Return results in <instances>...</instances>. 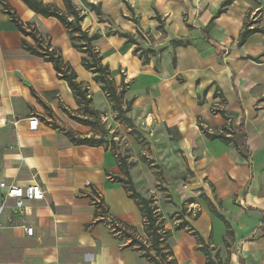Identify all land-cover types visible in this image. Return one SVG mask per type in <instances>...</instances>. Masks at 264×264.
I'll use <instances>...</instances> for the list:
<instances>
[{
    "label": "crops",
    "instance_id": "crops-1",
    "mask_svg": "<svg viewBox=\"0 0 264 264\" xmlns=\"http://www.w3.org/2000/svg\"><path fill=\"white\" fill-rule=\"evenodd\" d=\"M41 1L66 11L65 0ZM72 1L83 14V27L99 34L96 49L115 82L126 84L137 121L147 115L155 134L180 146L193 175L177 190L196 194L201 210L185 219L213 256L218 253L217 264H264V32L239 44L246 23L264 29V0H234L220 14L224 0ZM4 2L97 92L94 73L83 66V53L57 17L23 0H0V179L38 181L44 190L43 199L27 201L21 212L13 199L5 201L0 264H150L116 229L143 227L144 221L125 184L113 178L122 171L118 157L111 146L75 144L66 134L97 135L72 118L82 111L71 88L51 62L22 45L24 37L35 41L4 12ZM90 3L100 4L102 19ZM115 31L134 34L136 43ZM174 39L185 43L173 44ZM137 44L155 51L147 63L135 51ZM31 116L39 119L35 130L29 128ZM201 125L211 132L227 126L232 141L210 139ZM100 200L104 216L96 215ZM25 226L34 233L28 235ZM166 227L177 264H208L194 234L174 230L172 223Z\"/></svg>",
    "mask_w": 264,
    "mask_h": 264
},
{
    "label": "trees",
    "instance_id": "trees-1",
    "mask_svg": "<svg viewBox=\"0 0 264 264\" xmlns=\"http://www.w3.org/2000/svg\"><path fill=\"white\" fill-rule=\"evenodd\" d=\"M28 7L34 11L44 15V16H55L57 17L64 26L68 29L70 37L72 39L73 46L77 48L82 55V64L83 66L94 73L93 78L101 82V88L105 91L110 99L119 101L123 97L125 92V83L122 82L121 87L119 88L116 85L115 79L112 76L110 67L108 64L103 62L102 54L96 49L94 41L99 37L98 33H89L82 25L83 14L73 3L72 0H65L66 11L60 10L58 7L50 4H46L41 0H23ZM234 0H224L218 10V14L226 11L229 4ZM4 12L10 15L11 20L17 26V28L23 33L24 36H31L35 43L32 44L24 38H22V45L28 49L30 52L42 56L46 61L51 62L54 70L56 71L57 76L60 79L65 80L69 87L71 88L74 96L77 99V102L82 111L81 115H72L79 123L94 126V115H98V111L91 106V98L89 96L90 92L86 84L78 79V73L73 68V66L66 62L61 52L58 48H54L50 45L48 41L38 32V30L31 26L25 24L21 18L17 15L15 10L7 3H3ZM90 8L96 10L100 19H102V10L100 4L90 3ZM256 31H263L264 29L259 27H251L249 23H246L244 29L240 33L239 44H242L250 34ZM121 36L126 37L128 42L136 43V38L134 34L129 32L115 31ZM110 33V31H108ZM173 44H184L185 41L181 39L172 40ZM135 51L142 53L144 55L143 63L149 61V52L155 53L152 49H144L137 44ZM131 100L129 101V104ZM130 107V106H129ZM128 107V108H129ZM117 109L122 110L120 104L116 107ZM127 110V109H126ZM224 113V112H223ZM121 116V115H120ZM58 126V125H54ZM201 129L207 137L210 139L220 138L225 142L232 141V131L224 126L219 131L211 132L201 125ZM107 132V131H104ZM66 134L70 137L72 142L75 144H86L91 146H107V137L106 134L92 135V136H81L75 134L72 130H66ZM112 149L114 150L116 156L118 157L119 166L123 170L125 176L114 175L111 176L116 181H121L125 184L126 189L129 192V196L133 197L137 203L140 205V208L144 217L145 233L150 239V246H146L145 243H140L137 239L131 238V246H137L136 248L142 252V255L150 264H177V261L174 257V251L172 245L169 242V238L172 235V230L164 226L162 220H160V213L157 212V206L151 204V200L147 197L141 195L135 188L133 178L130 173V163L128 162V156L122 154L120 147L115 141L111 138L109 141ZM96 215L97 213L101 216L107 213L106 208L104 207L102 200L96 201ZM212 210L225 219L218 211L211 205ZM228 230L231 231L229 223L225 220ZM116 227V226H115ZM185 228L192 234H194L198 240L199 246L198 249H201L206 257V262L208 264H217L218 253L215 256L212 254V248L209 247V244L201 237L199 232L185 219H181L178 223L174 225V230H179ZM117 230H121L122 227H116ZM138 242V243H137ZM154 250L152 252L151 250Z\"/></svg>",
    "mask_w": 264,
    "mask_h": 264
},
{
    "label": "rangeland",
    "instance_id": "rangeland-1",
    "mask_svg": "<svg viewBox=\"0 0 264 264\" xmlns=\"http://www.w3.org/2000/svg\"><path fill=\"white\" fill-rule=\"evenodd\" d=\"M94 82L97 92L89 88V92L94 95V98H91V105L99 114L94 115L93 131L97 135L106 134L107 146H111L109 144L111 138L115 139L123 154L129 157L136 190L150 199L152 205L157 206L160 220L165 227L168 223L175 225L174 223H178L183 218L190 221L197 218L201 210L194 204L197 199L196 194L177 190L181 182H190L193 175L186 167L185 156L177 142L169 140L165 134H155L154 128L147 126L145 122L147 115L141 114L143 120L137 121V116L132 112V101L129 104L130 100L125 98V94L119 101L112 100L102 90L101 82L95 79ZM122 82L120 80L116 83L121 86ZM118 104L121 105L122 110L116 108ZM118 175L125 176L123 170ZM172 185L174 188L172 187L171 192L169 187ZM144 228L143 221V227L122 225L120 231L130 243L133 238L150 246V239ZM209 247L211 248L210 244ZM151 251L154 252L153 249Z\"/></svg>",
    "mask_w": 264,
    "mask_h": 264
},
{
    "label": "built area",
    "instance_id": "built-area-1",
    "mask_svg": "<svg viewBox=\"0 0 264 264\" xmlns=\"http://www.w3.org/2000/svg\"><path fill=\"white\" fill-rule=\"evenodd\" d=\"M39 119L36 116L29 117V128L35 130L38 127ZM0 191L3 195V202L0 203V214L7 199L14 200V208L17 212L23 211L26 202L30 200H40L44 198V190L38 181H34L25 185L17 183H8L6 180L0 179ZM28 235L34 233L33 226H25Z\"/></svg>",
    "mask_w": 264,
    "mask_h": 264
}]
</instances>
